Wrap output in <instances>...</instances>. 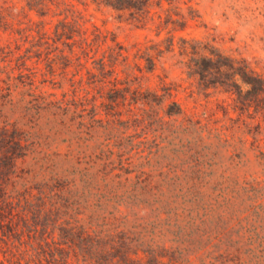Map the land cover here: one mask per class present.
I'll return each mask as SVG.
<instances>
[{
	"label": "trees",
	"instance_id": "obj_1",
	"mask_svg": "<svg viewBox=\"0 0 264 264\" xmlns=\"http://www.w3.org/2000/svg\"><path fill=\"white\" fill-rule=\"evenodd\" d=\"M21 1L18 14L0 9V264H185L176 258L180 246L161 242L164 236L140 216L165 202L149 190L146 165L131 170L132 160L150 163L159 148L120 142L96 160L88 153L97 98L110 94L116 105L141 95L119 76L126 49L88 27L69 0ZM92 1L137 14L149 6V0ZM32 13L40 21L28 18ZM191 62L200 80L234 84L240 93L248 88L255 101L264 100V78L244 60L207 51ZM155 97L144 96L143 108L128 121L144 136L156 122ZM100 123L105 130L116 126L114 119ZM131 171L142 192L121 193ZM244 192L264 211L263 180L245 181ZM248 246L259 253L255 264H264V242ZM236 247L220 241L201 250L213 256L211 264H242L245 246Z\"/></svg>",
	"mask_w": 264,
	"mask_h": 264
},
{
	"label": "rangeland",
	"instance_id": "obj_2",
	"mask_svg": "<svg viewBox=\"0 0 264 264\" xmlns=\"http://www.w3.org/2000/svg\"><path fill=\"white\" fill-rule=\"evenodd\" d=\"M69 1L88 27L100 28L126 49L128 62L122 63L119 76L141 91L134 98L141 99L139 103L133 96L116 105L110 94L97 98L100 108L88 137V153L96 160L120 142L153 144V152L159 148L157 158L150 163L132 160L131 170L140 162L146 165L149 190L165 202L155 205L153 212H142L144 223L154 224L167 246H180L176 258L185 264H211L213 256L201 246L220 241L236 249L237 244L245 246L242 264L258 263L259 253H252L248 245L264 242V211L245 195L244 183L253 178L264 181V100L255 101L248 88L240 93L234 84L204 82L189 65L194 56L212 51L244 60L264 78V0H149L140 14L92 0ZM23 6L21 0H0L1 10L16 14ZM28 18L40 21L34 13ZM45 21L49 28L52 19ZM149 93L157 96V117L144 136L128 121L139 114ZM88 115H95L92 108ZM101 119H114L116 126L105 130ZM99 164L96 171L101 170ZM131 172L122 178L129 182L121 193L142 192L143 186L136 188L137 171Z\"/></svg>",
	"mask_w": 264,
	"mask_h": 264
}]
</instances>
